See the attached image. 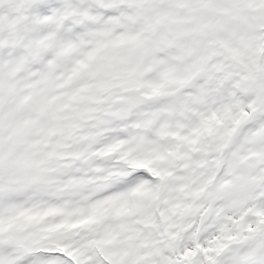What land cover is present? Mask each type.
Instances as JSON below:
<instances>
[{"label": "snow or ice", "instance_id": "snow-or-ice-1", "mask_svg": "<svg viewBox=\"0 0 264 264\" xmlns=\"http://www.w3.org/2000/svg\"><path fill=\"white\" fill-rule=\"evenodd\" d=\"M0 264H264V0H0Z\"/></svg>", "mask_w": 264, "mask_h": 264}]
</instances>
